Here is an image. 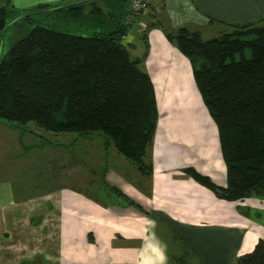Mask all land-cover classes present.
Here are the masks:
<instances>
[{"label": "crops", "instance_id": "1", "mask_svg": "<svg viewBox=\"0 0 264 264\" xmlns=\"http://www.w3.org/2000/svg\"><path fill=\"white\" fill-rule=\"evenodd\" d=\"M0 2L23 15L49 7L35 15L37 19H47L55 13H50L53 7L60 9H55L58 14L66 13L61 6L82 8V17L74 18L71 27L90 35L110 34L128 25L122 43L132 47V59L141 60L140 68L151 78L159 115L145 158L150 175L130 173V180L127 172L107 173L108 184L118 187L123 197L114 191L119 198L100 202L52 189L40 197L57 205L56 216H18L12 205L0 207V264H171L169 243L160 227L179 239L176 245L185 244L209 264H236L240 255L254 250L262 231L251 232L252 227L236 220L243 216L237 206L241 201L216 197L190 175L196 172L219 187L228 183L219 129L197 87L192 63L164 28H187L209 40L204 33H229L235 25L264 26V0H148L152 13L130 19L128 0ZM79 14L73 10L72 15ZM17 40L14 36L13 42ZM242 201H251L253 216L264 214V207L256 208L264 201ZM238 223L248 227L242 230V240Z\"/></svg>", "mask_w": 264, "mask_h": 264}, {"label": "trees", "instance_id": "2", "mask_svg": "<svg viewBox=\"0 0 264 264\" xmlns=\"http://www.w3.org/2000/svg\"><path fill=\"white\" fill-rule=\"evenodd\" d=\"M7 6L0 2V39L8 27L22 22L31 30L0 60V120L35 122L57 132H100L149 176L150 165L141 158L152 147L159 118L156 92L140 68L142 61L133 60L132 47L122 43L128 25L90 35L71 27L82 8L61 6L62 14L50 8L55 13L47 19H61L57 27L32 22L49 7L20 15ZM73 10L81 14L74 16ZM127 14L128 19L138 15ZM164 30L192 63L219 129L228 183L219 187L196 172L190 175L220 199H264V26L235 25L209 40L187 28ZM236 264H264V239Z\"/></svg>", "mask_w": 264, "mask_h": 264}, {"label": "rangeland", "instance_id": "3", "mask_svg": "<svg viewBox=\"0 0 264 264\" xmlns=\"http://www.w3.org/2000/svg\"><path fill=\"white\" fill-rule=\"evenodd\" d=\"M8 6L15 14L23 15L10 4ZM57 18L33 19L32 22L37 21L35 25L40 22L60 27L62 25L57 24V21L61 19ZM30 30L24 22L8 27L0 39V60L14 46V36L21 39ZM221 34L219 32L211 36V34L204 33L203 37L211 39ZM150 150L148 149L147 153ZM145 158L146 156L141 159ZM109 170L114 173L115 171L127 172L128 175L125 177L130 180H133V174L130 173L141 172L142 174L145 171L143 166L120 154L112 143L108 145L106 137L100 132H57L45 130L35 122L20 125L0 120V197L7 198L4 199V203L0 202V207L12 205V213H17L18 216L23 213L24 216L27 214L29 216H56V212L60 211L57 205L52 200H49L52 202L49 204L43 200V197H40L53 191L69 190L100 202L110 197L117 199L119 198L118 193L120 197H123L118 187L108 184ZM113 187L114 189H111ZM253 198L264 201L258 197L251 199ZM250 202L237 203L240 215H244L237 216L236 220L244 222V225L249 228L252 227L251 232L256 229L261 230V238L264 239V214L253 216V209L248 205ZM243 203L247 204L246 208ZM260 207L264 206L258 205L256 208ZM11 216L15 215L11 214ZM244 225L238 223L236 228L240 233L238 234L240 240L243 239L242 230L248 229ZM159 231L168 240L172 257L171 264H209L202 256L193 254L192 249L185 244L176 245L179 239L169 236L167 230L163 231V227H160ZM246 250L244 249L239 254ZM247 253L249 254L250 251Z\"/></svg>", "mask_w": 264, "mask_h": 264}, {"label": "built area", "instance_id": "4", "mask_svg": "<svg viewBox=\"0 0 264 264\" xmlns=\"http://www.w3.org/2000/svg\"><path fill=\"white\" fill-rule=\"evenodd\" d=\"M128 10L132 14L152 13V7L148 0H128Z\"/></svg>", "mask_w": 264, "mask_h": 264}]
</instances>
